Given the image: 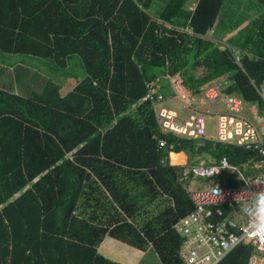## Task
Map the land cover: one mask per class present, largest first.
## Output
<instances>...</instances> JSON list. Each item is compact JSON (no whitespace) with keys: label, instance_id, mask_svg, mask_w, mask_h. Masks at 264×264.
<instances>
[{"label":"trees","instance_id":"1","mask_svg":"<svg viewBox=\"0 0 264 264\" xmlns=\"http://www.w3.org/2000/svg\"><path fill=\"white\" fill-rule=\"evenodd\" d=\"M224 1L192 13L170 0L156 19L139 0H0V78L12 62L20 88L0 79V264H121L100 253L106 239L184 264L174 226L194 204L169 152L247 163L248 179L259 157L162 134L144 99L154 89L167 100L180 81L190 100L216 82L264 116V16L220 48L208 35ZM37 59L60 72L77 60L83 76L66 94L69 78L24 83ZM251 251L220 264H247Z\"/></svg>","mask_w":264,"mask_h":264},{"label":"built area","instance_id":"2","mask_svg":"<svg viewBox=\"0 0 264 264\" xmlns=\"http://www.w3.org/2000/svg\"><path fill=\"white\" fill-rule=\"evenodd\" d=\"M190 2L189 10L193 13L200 0ZM177 84L166 97L168 101L154 89L144 99L153 103L162 134L243 147L246 151L257 154L259 161L250 167L260 171L255 178L248 179L226 157L218 161L211 159L212 162L209 163L202 161L186 170L185 180L190 173L193 178L202 179L205 183L201 187L191 188L189 196L195 210L174 226L183 238L181 258L184 264H220L239 246L250 245L252 251L247 264H264V237L254 239L244 235L241 220L236 215L238 205L234 199L244 189L264 190V116H260L256 105L247 104L238 96L224 94L223 88L216 82L204 85L201 93L191 95L190 100L180 90L183 88L185 91L180 81ZM259 95L264 103V83L260 87ZM174 102L181 107L178 111L173 108ZM220 102H223L224 109L218 108L217 104ZM207 118L216 120L215 137L205 136ZM158 145L160 148L166 147V140L159 139ZM243 169H247L246 164ZM231 173L236 174L238 185H231L226 180V175ZM217 185L223 194L221 200L213 191ZM230 229H236L237 232H231Z\"/></svg>","mask_w":264,"mask_h":264},{"label":"rangeland","instance_id":"3","mask_svg":"<svg viewBox=\"0 0 264 264\" xmlns=\"http://www.w3.org/2000/svg\"><path fill=\"white\" fill-rule=\"evenodd\" d=\"M221 45L222 43L220 44V48H222ZM37 61L38 63H35V60H34L32 64L30 65L33 69H29L28 77L23 81L24 83H26V81L29 80L31 74H34V73L36 75H39L40 73H42L43 76H50L53 79L63 78V77L69 78L68 82L65 85L66 88L64 89V92L65 91L67 92L69 89L75 86V84L78 81V76L79 77L83 76V69L77 60H74L67 70H63L61 72L58 71L56 68L54 69L53 67H50L47 60L37 59ZM16 65L19 66L20 62L19 63L17 62ZM2 66L4 65L0 63V68ZM7 66H8L6 68L7 70H5L3 77L0 79L4 80L6 83L13 82L15 86H17V92H20V88H18V82H17L18 71L16 69H13L15 66L12 64V62H9ZM36 69L38 70L36 71ZM222 103L223 102H220L217 104L218 108L224 109V106ZM172 105H173V108L176 109L177 111L181 108L177 102L172 103ZM186 114L188 115L189 113L187 112ZM215 125H216V120L214 118L206 119L205 136L206 135L209 137L216 136ZM184 153L186 155V165H187L186 167L197 165V164H200L202 161L208 160V157L203 154L193 155L190 151H185ZM181 156L183 159L182 154ZM178 159H180L179 156L177 157V160L175 159V161H178ZM173 163H174L173 165H176L177 162H173ZM178 167H181V166L179 165ZM203 183H204V180L202 179H191L189 182L188 181L185 182V184L187 185L186 186L187 189L198 187L202 185ZM163 201L165 204H167L166 200H163ZM156 210L157 208L153 212L155 213ZM99 249H100L99 250L100 253L103 254L106 258L114 262L121 263V264H162L159 258L157 257L156 253L153 251V249L150 246L146 247L144 251H141V250H137L136 248L129 247L125 244L112 241L111 239H106Z\"/></svg>","mask_w":264,"mask_h":264},{"label":"crops","instance_id":"4","mask_svg":"<svg viewBox=\"0 0 264 264\" xmlns=\"http://www.w3.org/2000/svg\"><path fill=\"white\" fill-rule=\"evenodd\" d=\"M169 1L170 0H139L138 3L142 8L146 9L153 18L157 19L159 14L162 13V9L165 8ZM189 5L190 2H188L186 5L187 9ZM263 16L264 6L259 4L257 0H225L220 10L219 20L212 28L213 30H211L208 37L215 40L217 43H219V45L222 43L221 46L225 47L230 45L231 40L238 37L246 27L252 25L256 20H259ZM230 27H232V29ZM214 31L216 33H213ZM65 88L66 87L62 88V93L64 92ZM71 89H69L67 92H69ZM67 92L65 91L63 94H66ZM180 154L183 155V159H178V161H176V165H183L186 163L185 153L181 152L176 155ZM173 162L174 161L171 157L170 163L172 165L174 164ZM244 164L247 165V163ZM232 176L234 177L235 174Z\"/></svg>","mask_w":264,"mask_h":264},{"label":"clouds","instance_id":"5","mask_svg":"<svg viewBox=\"0 0 264 264\" xmlns=\"http://www.w3.org/2000/svg\"><path fill=\"white\" fill-rule=\"evenodd\" d=\"M190 5H191V2H190ZM190 5H189V7H190ZM189 7H188V10H189ZM177 138H180V137H177ZM180 139H183V138H180ZM185 140H188V139H185ZM191 140H196V139H191ZM221 144H227V143H221ZM228 145L244 149L243 147L237 146L235 144H228ZM172 153H174V152H169V164L171 166H175V165H172L170 163L171 157L173 155ZM175 154H178V153H175ZM210 161H212V160L210 159ZM178 166L179 165H176L175 167H178ZM180 166H181V168L183 167V169H185V172L187 169H189L191 167V166L186 167L187 166L186 163L184 165H180ZM238 167L243 172L244 169H242V165H240ZM234 174L235 173L227 174L226 180L231 185H238V180L236 179V177H237L236 174L234 177L232 176ZM243 174H244V172H243ZM188 175H191V174L189 173ZM229 176H231V177H229ZM184 177H185V173L183 174V178H182V181L185 183L186 181L189 180V178L187 176L188 179L185 180ZM192 179H195V178L192 177ZM203 184L198 186V187L203 186ZM193 188H196V187H193ZM190 190H191V188L187 189L188 193ZM213 191L218 195L220 200L223 199V194L219 190L218 185L215 186ZM240 197H243V199H240ZM234 199H235L236 205H238V211L236 208V215L241 220V226L244 229V235L252 236L254 239H260V238L264 237V190H247V189H244L241 192L237 193L234 196ZM194 210H195V208H194ZM223 210L225 211V208H223ZM181 248H182V246H181ZM180 257H181V250H180Z\"/></svg>","mask_w":264,"mask_h":264},{"label":"water","instance_id":"6","mask_svg":"<svg viewBox=\"0 0 264 264\" xmlns=\"http://www.w3.org/2000/svg\"><path fill=\"white\" fill-rule=\"evenodd\" d=\"M257 2L264 6V0H257Z\"/></svg>","mask_w":264,"mask_h":264},{"label":"bare ground","instance_id":"7","mask_svg":"<svg viewBox=\"0 0 264 264\" xmlns=\"http://www.w3.org/2000/svg\"><path fill=\"white\" fill-rule=\"evenodd\" d=\"M178 156L182 159L181 154H180V155H176V156L174 157V159H173L174 162H176L175 159L177 160V157H178Z\"/></svg>","mask_w":264,"mask_h":264}]
</instances>
